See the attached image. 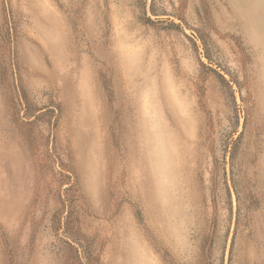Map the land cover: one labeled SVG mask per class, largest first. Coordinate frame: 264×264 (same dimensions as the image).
<instances>
[{
    "label": "rangeland",
    "instance_id": "obj_1",
    "mask_svg": "<svg viewBox=\"0 0 264 264\" xmlns=\"http://www.w3.org/2000/svg\"><path fill=\"white\" fill-rule=\"evenodd\" d=\"M0 264H264V0H0Z\"/></svg>",
    "mask_w": 264,
    "mask_h": 264
}]
</instances>
